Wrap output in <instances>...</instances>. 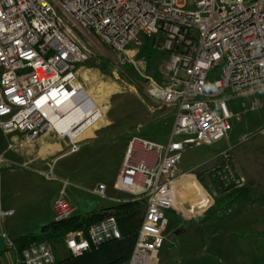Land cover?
I'll list each match as a JSON object with an SVG mask.
<instances>
[{
	"label": "built area",
	"instance_id": "1",
	"mask_svg": "<svg viewBox=\"0 0 264 264\" xmlns=\"http://www.w3.org/2000/svg\"><path fill=\"white\" fill-rule=\"evenodd\" d=\"M143 37L154 38L153 48L166 54L158 77L148 81L147 94L174 108L176 115L165 143L138 138L129 142L112 184L113 190L145 203L124 264L160 263L169 223L166 213L181 212L183 205L175 201L172 188L183 150L227 138L232 121H240V113L214 98L229 92L248 100L241 103L242 114L259 109L256 95L264 92V0H0V130L8 137L0 169L14 164L6 155L18 135L30 144L47 134L66 138L63 157L77 153L81 136L104 115L84 94L79 66L92 58L90 48L96 42L119 67L125 64L127 47H139ZM220 155V163L211 169L214 194L244 185L227 150ZM62 183L53 202L54 222L75 215L66 197L70 184ZM203 192L188 206L190 214L214 206V196ZM93 193L108 198L104 184ZM10 216L11 210L0 209V240L6 250L15 251L3 227ZM120 237L117 220L109 214L92 225L87 236L82 231L68 233L64 247L76 257ZM18 260L56 264L46 242L23 249Z\"/></svg>",
	"mask_w": 264,
	"mask_h": 264
},
{
	"label": "rangeland",
	"instance_id": "2",
	"mask_svg": "<svg viewBox=\"0 0 264 264\" xmlns=\"http://www.w3.org/2000/svg\"><path fill=\"white\" fill-rule=\"evenodd\" d=\"M138 48L135 44L129 45L126 50L131 52L125 53V64L116 67L105 46L96 42L91 46L93 56L78 69L77 77L104 115L93 127L95 136L81 141L77 153L63 157L67 149L64 143L61 144L65 151L52 153L51 148L41 151L20 137L15 141L16 152L7 153L14 164L0 169V197L3 207L14 211L6 223L7 226L10 222L13 230L8 234L11 239L36 234L41 226L49 223L53 202L64 180L70 184L66 187V197L75 215L110 210L120 201L132 199L112 189L129 142L138 138L165 143L176 115L174 108L157 103L147 94L148 81L156 78L163 61L148 63L138 59ZM212 80L209 79L208 88ZM256 97L261 103L259 109L245 114L241 103L248 104V100L229 92L214 98L225 100L231 112L240 113V121H232L229 136L213 145L186 146L178 163L181 169L192 168L207 188L211 169L218 166L221 152L227 150L233 169L250 192L249 201L237 202L231 207L222 204L216 214L211 212L215 205L206 212L193 214L182 205L181 212L176 213L165 230L159 264H264V239L257 234L264 231V92ZM7 142L8 137L0 130V151L6 148ZM31 159L34 162L28 168L21 167L19 162ZM98 184L106 186L110 199L93 193ZM206 192L214 200L220 196L214 194L211 186ZM197 216L202 220H195ZM240 216H245L242 221ZM54 249L59 258L64 255L63 245H56ZM3 264L21 263L16 256Z\"/></svg>",
	"mask_w": 264,
	"mask_h": 264
},
{
	"label": "trees",
	"instance_id": "3",
	"mask_svg": "<svg viewBox=\"0 0 264 264\" xmlns=\"http://www.w3.org/2000/svg\"><path fill=\"white\" fill-rule=\"evenodd\" d=\"M153 42L154 38H142V44L137 51L138 59L145 60L148 63L165 60L166 54L155 50L153 48ZM219 195L215 200L214 208H212L214 210L211 211L213 214H216L217 207L219 208L222 204L226 207H231L237 202L243 204L250 199V192L244 186L227 192H219ZM143 210L144 202L142 200L120 201V203L110 208V210L101 209L98 212L84 216L73 215L69 219L61 222H54L52 220L40 228L39 234L19 237L13 243L18 255H20L23 249L34 244L44 242L51 244L56 258V264H124L131 256ZM109 214L114 215L117 220L121 234L119 239L109 241L80 256L74 257L66 250L61 258L56 255L54 247L56 245L64 246V239L68 233L82 231L87 236L89 228ZM166 215L169 222H171L175 219L176 214L170 210L167 211ZM257 234L264 239V231H260Z\"/></svg>",
	"mask_w": 264,
	"mask_h": 264
},
{
	"label": "crops",
	"instance_id": "4",
	"mask_svg": "<svg viewBox=\"0 0 264 264\" xmlns=\"http://www.w3.org/2000/svg\"><path fill=\"white\" fill-rule=\"evenodd\" d=\"M125 52H131V51H128L126 50ZM83 68L82 66L79 67V69ZM97 105V104H96ZM98 106V105H97ZM95 131L96 129L95 128H92L91 131L89 133H87L88 135L85 134V136L83 137V140L84 139H89V138H93L95 136ZM20 137V138H24L23 136L21 135H18V136H15L14 137V140L16 141L17 138ZM26 141V140H25ZM27 142V141H26ZM61 143H64L66 144L67 146V141H64V139H60L58 137H56L55 135H52V134H47V135H44V136H41L40 138H38L33 144L32 146L36 145V147L39 149V150H44L46 148H51V151L52 153H58V152H62V151H65L62 147V144ZM5 149H3L2 151H0V153L4 152ZM12 152H16V150H13ZM45 153H43V156H44ZM7 156V155H6ZM8 158V157H7ZM9 159V158H8ZM12 159L10 158L9 161L10 162H14V161H11ZM213 160V159H212ZM207 161V160H206ZM30 162H34V159H31L29 161H22V162H19L20 164H30ZM205 162V161H204ZM203 163V162H202ZM201 164V163H200ZM199 164V165H200ZM198 165V166H199ZM216 165H218V162H216ZM188 174V176H191L195 181V183L201 188V192L196 195L195 193H193L192 191H189L187 190V184L186 182L184 181L183 177L180 176L181 174ZM176 174L179 176L177 178V180H175V182L172 184V188H173V193H174V197L177 196V194H185L186 197H188L189 200L193 201L195 200V202L198 200V198L200 196H202L203 194V191H207V188L212 186V180H209L208 182V186L207 188L205 187V185H203L199 180L198 178L196 177V175L194 174V171L192 170V168H189V169H181L177 166V171H176ZM194 202V203H195ZM182 204L185 206V207H188L189 205H191V202L190 201H187V200H184L182 202ZM53 206V205H52ZM183 206V208H184ZM0 209H3V210H11L12 211V215L14 214V211L12 208H6V207H3V205L1 204V197H0ZM51 211H52V215H51V219L50 221H52V218H53V209L51 208ZM176 214V212H175ZM177 216V214H176ZM243 217L245 216H240L239 217V220L242 221ZM195 220L197 221H201L202 218H200V216H197L195 217ZM49 221V222H50ZM6 223H7V219L5 220L4 222V230L7 234L11 235L13 233V230L10 228L11 227V224L10 222L7 224L6 226ZM243 223H246V224H249L250 222L245 220H243ZM238 224H242V223H238ZM251 225V224H249ZM44 226V225H43ZM42 227V226H41ZM40 227V228H41ZM40 230V229H39ZM260 232V231H259ZM39 234V231L38 233L36 234H33V235H37ZM28 235H32V234H27V235H22V236H17L16 238L12 239L13 241L19 237H23V236H28ZM260 237V236H259ZM257 239V238H256ZM18 258V253L17 251H8L6 250V248L4 247V244L3 242L0 240V264H3V262H7L9 261L10 258Z\"/></svg>",
	"mask_w": 264,
	"mask_h": 264
},
{
	"label": "bare ground",
	"instance_id": "5",
	"mask_svg": "<svg viewBox=\"0 0 264 264\" xmlns=\"http://www.w3.org/2000/svg\"><path fill=\"white\" fill-rule=\"evenodd\" d=\"M84 94L88 96L87 92L85 91H84ZM76 112L79 115L80 109H78ZM66 126H67V123H65L64 126H62V128H65ZM90 131L91 129L87 130L81 137L83 138L85 134L88 135L87 133H89ZM183 179L187 184V190L192 191L196 195H198L201 192V188L194 182L195 180L191 176H184ZM184 200L190 201L191 204H194L193 201L189 200L185 194H179V195L177 194V196H175V201L178 203H182Z\"/></svg>",
	"mask_w": 264,
	"mask_h": 264
},
{
	"label": "water",
	"instance_id": "6",
	"mask_svg": "<svg viewBox=\"0 0 264 264\" xmlns=\"http://www.w3.org/2000/svg\"><path fill=\"white\" fill-rule=\"evenodd\" d=\"M64 141H67L66 138H64Z\"/></svg>",
	"mask_w": 264,
	"mask_h": 264
}]
</instances>
